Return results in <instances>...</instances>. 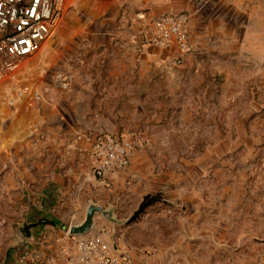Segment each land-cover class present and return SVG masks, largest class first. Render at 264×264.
<instances>
[{
    "label": "rangeland",
    "instance_id": "374dc122",
    "mask_svg": "<svg viewBox=\"0 0 264 264\" xmlns=\"http://www.w3.org/2000/svg\"><path fill=\"white\" fill-rule=\"evenodd\" d=\"M176 13L193 46L181 65L143 45ZM104 133L134 151L99 180L78 145ZM88 206L91 233L135 264H264V0H66L34 56L0 57V264L43 256L27 225L68 231Z\"/></svg>",
    "mask_w": 264,
    "mask_h": 264
},
{
    "label": "built area",
    "instance_id": "2783aa9c",
    "mask_svg": "<svg viewBox=\"0 0 264 264\" xmlns=\"http://www.w3.org/2000/svg\"><path fill=\"white\" fill-rule=\"evenodd\" d=\"M66 11V0H0V57L16 62L34 56L58 31ZM139 21L145 23L143 14ZM184 13L161 14L148 23L143 45L168 53L171 62L184 63L192 54ZM66 87L65 80L60 81ZM88 157L94 178L126 169L134 151L132 141L124 135L96 134L88 139ZM67 264H135L124 250L107 246L99 237L75 242V252Z\"/></svg>",
    "mask_w": 264,
    "mask_h": 264
},
{
    "label": "crops",
    "instance_id": "0c3cea01",
    "mask_svg": "<svg viewBox=\"0 0 264 264\" xmlns=\"http://www.w3.org/2000/svg\"><path fill=\"white\" fill-rule=\"evenodd\" d=\"M79 151L82 153L90 166V159L88 157V145L84 142H81L79 145ZM91 168V166H90ZM111 175L107 176L105 179H109ZM94 178V177H93ZM95 179V178H94ZM56 183H61L60 177L59 179L54 180ZM49 204H54L52 208L56 206L55 200L50 199L48 200ZM49 209L48 212H44L45 215L49 213H53V210ZM90 206H88L85 210V217L84 220L80 224L73 225L71 227H79L83 224L86 218V214ZM52 210V212H51ZM55 212V211H54ZM55 222V221H54ZM56 223V222H55ZM54 225H27L28 233L33 232V238H36L37 242L34 244L33 247L39 246V248H44L45 253L40 255L41 252H32L30 255H27V263L31 264H67V257L70 254L75 252V242L77 240L86 238V237H94L95 234H92L93 228V218H92V225L89 231L83 235H72L70 234L69 230L66 231L65 229L59 227L57 224ZM70 227V228H71ZM69 228V229H70ZM30 236V235H29ZM98 237V236H96ZM107 246H111V244L106 241L104 238L99 237ZM41 257V261L38 258Z\"/></svg>",
    "mask_w": 264,
    "mask_h": 264
},
{
    "label": "trees",
    "instance_id": "16d2710c",
    "mask_svg": "<svg viewBox=\"0 0 264 264\" xmlns=\"http://www.w3.org/2000/svg\"><path fill=\"white\" fill-rule=\"evenodd\" d=\"M165 203L164 199L162 198V195L160 193L154 194V195H146L141 200L140 204L138 205L136 211L132 214V216L129 219L130 223L137 222L143 214L147 211V209L160 204ZM40 225H54V223L50 220H41L38 222Z\"/></svg>",
    "mask_w": 264,
    "mask_h": 264
},
{
    "label": "water",
    "instance_id": "95a60500",
    "mask_svg": "<svg viewBox=\"0 0 264 264\" xmlns=\"http://www.w3.org/2000/svg\"><path fill=\"white\" fill-rule=\"evenodd\" d=\"M96 211H97L96 208L90 207L87 211L86 218H85V221L83 222V224L79 227H71L69 229L70 234H72V235L86 234L92 225V218H93V215Z\"/></svg>",
    "mask_w": 264,
    "mask_h": 264
}]
</instances>
